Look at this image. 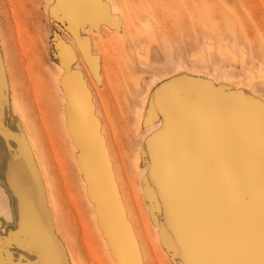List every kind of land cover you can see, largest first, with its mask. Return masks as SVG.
<instances>
[{
    "label": "rangeland",
    "instance_id": "374dc122",
    "mask_svg": "<svg viewBox=\"0 0 264 264\" xmlns=\"http://www.w3.org/2000/svg\"><path fill=\"white\" fill-rule=\"evenodd\" d=\"M0 160V264H264V0H0Z\"/></svg>",
    "mask_w": 264,
    "mask_h": 264
},
{
    "label": "bare ground",
    "instance_id": "6f19581e",
    "mask_svg": "<svg viewBox=\"0 0 264 264\" xmlns=\"http://www.w3.org/2000/svg\"><path fill=\"white\" fill-rule=\"evenodd\" d=\"M0 162H1V160H0ZM1 173L7 174L8 171H5L4 168L0 167V174ZM148 176H150V175H148ZM13 178H14V180L9 179V181H7V182H10L9 184H11L13 182L14 186H15L14 183L16 182L17 187L14 191H16V193H17V191L21 190V189H19L20 188L19 187L20 182H19V184L17 182V180H19V176H16L15 174H13ZM47 195H48V192H47ZM102 201L103 200H101V202ZM31 209H32V206L30 204L29 199L26 198L25 195L22 196V193H21V210H18V214L21 217V223H22L23 229L27 230L31 234H34L36 232V230H35L36 221L33 217ZM50 211H52V210H50ZM96 226L98 227V229L101 230V235L103 237L107 238V235H109V237H110V240H108L106 242V245H107V249L109 251V254H110V257L112 259L113 264H119L121 262L122 263L125 262L124 259H122L119 255L117 258V255L115 254V251L119 250L118 239H117L118 234L116 231L117 230L116 227L110 226L109 231H107L106 225L103 221V215H101L99 213H97V215H96ZM21 245H22L21 256L26 260V262L28 264H62V263H57L56 261H51V260L47 261L46 256L48 257V255H50L51 253L47 252L44 254L43 250H41L39 245L34 246L32 248L30 247V245H26L24 243H21ZM50 250H52V249H50Z\"/></svg>",
    "mask_w": 264,
    "mask_h": 264
}]
</instances>
